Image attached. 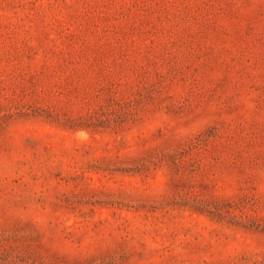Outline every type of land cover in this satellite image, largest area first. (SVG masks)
<instances>
[{
  "label": "rangeland",
  "instance_id": "1",
  "mask_svg": "<svg viewBox=\"0 0 264 264\" xmlns=\"http://www.w3.org/2000/svg\"><path fill=\"white\" fill-rule=\"evenodd\" d=\"M0 264H264V0H0Z\"/></svg>",
  "mask_w": 264,
  "mask_h": 264
}]
</instances>
